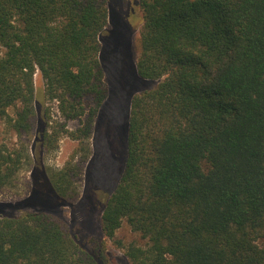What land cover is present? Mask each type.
Instances as JSON below:
<instances>
[{
	"label": "trees",
	"instance_id": "obj_1",
	"mask_svg": "<svg viewBox=\"0 0 264 264\" xmlns=\"http://www.w3.org/2000/svg\"><path fill=\"white\" fill-rule=\"evenodd\" d=\"M137 94L128 159L103 209L104 240L80 241L48 212L0 215V264H114L124 223L147 241L118 246L129 264H264V0H139ZM105 0H0V116L19 146L0 145V195L21 189L39 123L35 77L76 142L47 168L56 198L75 204L108 98ZM15 111V116L10 115ZM56 134L40 137L56 152ZM58 137V136H57Z\"/></svg>",
	"mask_w": 264,
	"mask_h": 264
},
{
	"label": "rangeland",
	"instance_id": "obj_2",
	"mask_svg": "<svg viewBox=\"0 0 264 264\" xmlns=\"http://www.w3.org/2000/svg\"><path fill=\"white\" fill-rule=\"evenodd\" d=\"M111 18L101 36V63L108 98L100 108L91 140L92 156L85 169L79 200L69 206L54 195L47 168H62L76 147L65 130L78 124L67 122L61 115L58 103L45 99V83L36 74V104L39 123L29 143L33 153L31 169L21 174V189L0 195V215L18 216L26 212H48L67 222L82 242L104 240L101 218L103 209L115 192L128 159L129 121L133 98L144 91L155 89L158 81H145L136 74L140 56L143 29V12L139 0H105ZM12 117L15 111H10ZM67 127V129H64ZM47 130L54 133L56 152L48 153L40 143ZM58 136V137H57ZM11 149L19 146L18 137L0 116V145ZM123 246L136 243L145 246L147 241L124 223L116 236ZM108 241V252L114 264H129L125 250L118 243Z\"/></svg>",
	"mask_w": 264,
	"mask_h": 264
}]
</instances>
